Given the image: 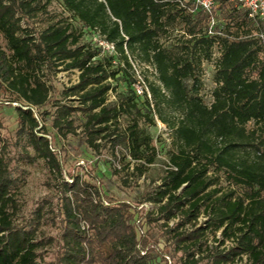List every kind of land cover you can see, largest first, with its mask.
<instances>
[{
	"label": "trees",
	"instance_id": "trees-1",
	"mask_svg": "<svg viewBox=\"0 0 264 264\" xmlns=\"http://www.w3.org/2000/svg\"><path fill=\"white\" fill-rule=\"evenodd\" d=\"M50 1L0 0V91L17 102V140L29 161L44 158L62 174L47 136L51 116L69 143L73 136L95 153L108 145L112 174L124 182L126 171L140 177L157 160L146 127L156 117L174 148L161 182L140 200L155 205L145 214L127 201L105 204L108 194L81 174L62 178V249L46 261L42 208L34 226L16 223L18 178L0 115V264H173L167 253L174 264H264V15L240 0H217L213 13L194 0H62L69 17L34 30L25 20ZM85 30L114 51L83 42ZM215 46L216 88L206 103L202 63ZM133 62L155 69L153 79L141 72L150 97L131 86ZM59 69L79 72L63 90L70 102L55 98L42 110L51 100L47 74ZM150 224L163 227L155 244Z\"/></svg>",
	"mask_w": 264,
	"mask_h": 264
},
{
	"label": "rangeland",
	"instance_id": "rangeland-1",
	"mask_svg": "<svg viewBox=\"0 0 264 264\" xmlns=\"http://www.w3.org/2000/svg\"><path fill=\"white\" fill-rule=\"evenodd\" d=\"M69 14L65 11L62 0H51L47 6V10L39 13L37 16L26 19L34 30H42L48 24L68 18ZM83 42H98L101 44V39L93 30H85ZM104 50L111 51L107 48ZM220 56L218 47L213 48L212 57L204 59L202 63V89L201 95L206 103H210L214 97L216 82L214 78L215 64ZM134 72L137 78L142 83V71L145 69L150 79L155 78V69L152 66L138 65L133 62ZM79 72L77 70H56L47 74V80L52 84L51 100L42 108V110H53L54 99L58 98L62 101L70 102L65 98L63 90L65 87L75 83L78 79ZM134 86V83L131 85ZM8 94L0 91V115L2 118L3 128L2 134L8 142V149L6 156L10 159V168L13 176L18 178V193L17 197L21 210L18 214L16 223L19 226L29 228L36 224L35 211L41 207L43 210V221L40 229L37 232V239L42 240L43 244L39 249L41 256L46 261H55L61 251V233H62V215L61 209V192L60 186L62 178L67 181L70 179V174H81L86 179L97 182L102 189L108 194L104 198L105 204L109 201H127L137 206L139 213L153 209V204L140 200L145 198L148 192L153 191L155 187L161 182V178L168 164L169 153L173 150V136L171 129L156 117L153 124H146L150 133L152 144L155 146L158 157L154 164L149 166L146 174L137 177L132 173L125 172L124 176L127 182L112 174V164L117 161L113 158L108 148V145L102 147L98 153L93 152L90 148L77 146V139L70 136L72 143L67 139L61 138L56 135L55 131L51 128V117L48 119V134L54 146V151L57 158L62 165V174L49 171V164L44 158H40L34 162H30L26 157V151L23 149L22 144L17 140V129L19 126L17 113L14 108L17 102L7 104L9 99ZM70 98V97H68ZM114 99V92L109 93V100ZM80 129H78L79 131ZM82 151L81 155L76 154L77 151ZM33 153V152H32ZM107 202V203H106ZM139 203V205H137ZM54 218V219H53ZM53 219V220H52ZM160 221L159 224H161ZM159 224H150L145 228L151 226L149 239L150 243L155 244L156 240L160 238V233L163 227ZM83 227L88 228L85 222H82ZM149 233V234H150ZM166 240L162 237L159 251L164 248ZM173 251V248H172ZM170 261L174 264L175 258L170 253H167ZM246 257L242 262H246ZM164 260L161 261V264Z\"/></svg>",
	"mask_w": 264,
	"mask_h": 264
},
{
	"label": "built area",
	"instance_id": "built-area-1",
	"mask_svg": "<svg viewBox=\"0 0 264 264\" xmlns=\"http://www.w3.org/2000/svg\"><path fill=\"white\" fill-rule=\"evenodd\" d=\"M194 1L198 7L203 8L204 10L208 11L209 13H213V11L216 7V4H217V0H194ZM240 1H242L246 6H248L252 10V14L260 12L262 15H264V0H240ZM212 23H214V20L212 21ZM101 45L104 48H107L111 51H114V49H115L114 43H112V42H106V41L102 40ZM134 88H135L137 94L143 95V94L147 93L148 96L150 97L149 88L143 79H142V83L140 80H138L136 83H134ZM147 203L148 202H144V205H147ZM141 253L142 254L145 253V249L142 250ZM167 257L169 258V256H167Z\"/></svg>",
	"mask_w": 264,
	"mask_h": 264
}]
</instances>
